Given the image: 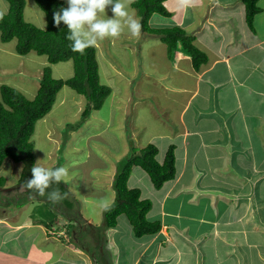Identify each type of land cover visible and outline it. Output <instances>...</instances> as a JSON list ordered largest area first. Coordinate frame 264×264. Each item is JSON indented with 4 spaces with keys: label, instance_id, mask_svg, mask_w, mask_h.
Here are the masks:
<instances>
[{
    "label": "crops",
    "instance_id": "crops-1",
    "mask_svg": "<svg viewBox=\"0 0 264 264\" xmlns=\"http://www.w3.org/2000/svg\"><path fill=\"white\" fill-rule=\"evenodd\" d=\"M162 4L168 16L153 13L149 27L181 28L206 62L194 69L180 44L169 55L157 35L134 37L127 28L118 38L98 40V81L109 88L101 106L81 117L87 99L74 91L65 97L62 88L56 107L37 121L30 138L37 131L47 144L41 157L34 148V164L40 159L53 169L67 162L69 171L73 167V175L61 182L73 200L75 222L58 212L57 219L49 217L51 212L43 218L28 212L20 219L26 205L45 200L30 198L15 206L22 191L18 177L11 185L4 178L0 264H264V0L257 1L251 26L242 0ZM129 11L139 21L131 5ZM16 68L1 65L0 78L34 76L36 92L40 69L33 74ZM70 97L68 109L78 124L73 136L63 139L53 126L68 112L63 104ZM78 133L84 159L73 166L67 158L57 162ZM148 144L157 148L158 163L173 147L175 176L156 189L133 166L127 187L150 202L146 219L158 222L159 231L135 237L123 215L104 228L103 210L114 201L118 161L131 148ZM78 150L73 145V153ZM71 236L78 239L71 242Z\"/></svg>",
    "mask_w": 264,
    "mask_h": 264
},
{
    "label": "trees",
    "instance_id": "trees-1",
    "mask_svg": "<svg viewBox=\"0 0 264 264\" xmlns=\"http://www.w3.org/2000/svg\"><path fill=\"white\" fill-rule=\"evenodd\" d=\"M43 12L45 27L43 29L24 21V0H5L8 5L3 19H0V41L7 43L16 40L14 47L17 55H27L34 52L37 56H45L48 66L42 67L39 86L32 99L26 98L17 89L2 84L0 85V166L5 159L21 164L17 180V188L22 191L17 195L15 206H20L30 198L44 199L68 222H75L73 200L62 182L53 183L46 190L44 196H39L34 190L23 187L26 180L31 178V168L34 165L33 145L30 140L35 124L51 109L57 92L67 86L76 94L83 95L88 105L82 112L85 117L90 108L97 109L109 94V88L98 81L97 62L95 60V47H89L83 53L73 52L71 41L67 39V26L61 22L55 26L53 15L56 11L66 8L65 0H32ZM164 0H133L132 8L135 10L139 22L142 24L141 32L155 34L166 45L168 54H172L177 44L190 58L194 69H198L206 62V55L193 44V38L181 28L154 29L148 25V20L153 13L168 16L163 6ZM258 0H242L245 8V20L248 26L255 13ZM70 60L72 62V75L67 79H55L51 76L50 65ZM157 148L148 144L145 147L130 152L116 165V172L112 181L115 193L114 201L103 210V226L111 228L115 225L119 215H123L129 222L133 235L141 237L152 235L159 231L158 222H150L146 214L150 208L148 200L140 199L138 189H129L127 179L133 166L140 167L149 177L154 188L174 178L173 147L170 146L164 155L162 163L155 159ZM5 179L0 176V188L4 186ZM58 189L63 199L52 202L48 193ZM59 203V204H58ZM60 208L59 210L57 209ZM61 210V212H60ZM73 225V224H72ZM69 224L68 228L71 226Z\"/></svg>",
    "mask_w": 264,
    "mask_h": 264
},
{
    "label": "rangeland",
    "instance_id": "rangeland-1",
    "mask_svg": "<svg viewBox=\"0 0 264 264\" xmlns=\"http://www.w3.org/2000/svg\"><path fill=\"white\" fill-rule=\"evenodd\" d=\"M65 1H67V0H65ZM24 2H25L24 9H23L24 21L36 26L37 28L43 29L45 27V18H44L43 12L35 5V3L32 0H24ZM6 9H7V3L5 2V0H0V11H3L5 13ZM107 11H110V8H108L106 10L107 16L110 17V15H108ZM15 44H16L15 39H12L11 41H9L7 43H1L0 42V66L1 65H5V66L7 65L8 67L11 66V67H15V68L18 66L19 69L28 68L29 72L33 73V74L37 73L38 69H40V71H41L42 70L41 67L48 66L45 56H37L34 52H30L23 57H21L20 55H17L15 53V50H14ZM103 48H104V46H103ZM104 50L105 49H103V51ZM13 56H15V57H13ZM18 58H20V59H18ZM18 60H21L20 65H18V63H17ZM50 70H51V76L53 78H55V79H67L72 75V62L70 60H68V61L59 62V63L53 64V65H50ZM24 76H26V75L23 74V76H21V75H18L16 73H11V74L7 75L6 77L0 78V84H5L8 86H11V87L17 89L18 91H20L26 98L32 99L35 95L34 81L36 80V78L34 76L31 78H27V76L26 77H24ZM38 83H39V81H38ZM62 88H63L62 92H65L64 93L65 97L68 96V94L73 95V90H71L69 87L63 86ZM72 102H73V100L70 97L67 100V102L63 104V106H64L63 109L68 111V112L66 113V115L62 116L63 119L59 120L60 121L59 124L53 126L57 130H60L61 135L63 136V139L66 138L65 136H69L70 134H72L71 136H73V129L75 128V124H78L77 120L73 121L72 111L70 112L68 109L69 107H71L73 105V104L72 105L70 104ZM56 104H57V100L55 101V103H53L52 108L54 106L56 107ZM52 112H54V111H52ZM59 117L60 116H57V120ZM47 118H49V117H47ZM79 136L80 135L78 133L74 136V139L72 138V140H70L68 143L66 142L65 150L68 151L67 153L64 151V154H66V157L64 156V154L62 155V154L58 153L60 160H58L57 162H59V163L64 162V159L67 158L69 160V162L72 163L71 166H73V163L75 161H77V160L80 161V160L84 159L85 149H83L84 148L83 145L85 143H84V140L82 138H80ZM32 138H33L32 139V145H33L34 155H35L34 148H36V151L39 152L40 157H41L42 154L44 155L43 151H44V149H46L47 144L45 143L44 138H42L41 136H37V131H35L34 137H32ZM73 145H75V147H77L79 149L78 152L73 153ZM60 147H62L61 149L63 150V144H61ZM58 166L59 165H57L56 168ZM63 166H69L70 167V164L67 162L66 165H63ZM20 169H21V164L14 163L10 159H5L2 163V165L0 166V176L7 179L8 184L11 185L16 181V179L19 175ZM69 175H73V167H72V169H70L68 176ZM70 185H71V188L73 191V180L70 183ZM5 197H6L5 195H2L0 193V202H2V200H5L6 199ZM52 204H47L46 202H45V204H41L38 206L36 203H33L32 205L28 204V205H26L25 209H23L19 213L20 214L19 218L20 219L23 218L24 215L27 214L28 212L30 213V215L36 214V216L43 218L44 215L48 216L49 212H51V214H49V217H51L53 215V218L55 217L57 219V217L59 215H58L56 210L55 211L51 210V208H52L51 206H53ZM94 214H95V212L94 211L92 212V210H91V215L94 216ZM65 226H66L65 224L64 225L62 224V227H65ZM95 236H99V234L97 233V234H95ZM77 239H78V237L73 238V236H71L69 238V240H71V242H73ZM77 243H81V241H77Z\"/></svg>",
    "mask_w": 264,
    "mask_h": 264
},
{
    "label": "clouds",
    "instance_id": "clouds-1",
    "mask_svg": "<svg viewBox=\"0 0 264 264\" xmlns=\"http://www.w3.org/2000/svg\"><path fill=\"white\" fill-rule=\"evenodd\" d=\"M133 0H67V7L56 11L53 20L56 27L61 22L67 26V39L71 41L73 52L83 53L85 49L94 47L98 40L118 38L125 28L132 36H138L142 24L130 14L129 6ZM111 6L112 16L106 10ZM4 12L0 11V19ZM40 159L31 168V178L23 187L34 190L44 196L53 183L61 182L69 174L67 166L49 168L40 163ZM52 202H59L63 196L58 189L47 194Z\"/></svg>",
    "mask_w": 264,
    "mask_h": 264
}]
</instances>
